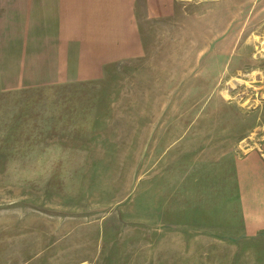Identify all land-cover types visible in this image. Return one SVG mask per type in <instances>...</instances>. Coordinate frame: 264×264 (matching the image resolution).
Here are the masks:
<instances>
[{"label": "rangeland", "instance_id": "1", "mask_svg": "<svg viewBox=\"0 0 264 264\" xmlns=\"http://www.w3.org/2000/svg\"><path fill=\"white\" fill-rule=\"evenodd\" d=\"M179 4L99 79L0 88V264H264V0Z\"/></svg>", "mask_w": 264, "mask_h": 264}, {"label": "crops", "instance_id": "2", "mask_svg": "<svg viewBox=\"0 0 264 264\" xmlns=\"http://www.w3.org/2000/svg\"><path fill=\"white\" fill-rule=\"evenodd\" d=\"M216 2V0H214ZM179 0H0V88L99 79L143 51L140 23L170 20ZM215 6V4H213ZM245 230H264V141L235 164ZM259 200V201H257ZM254 206L248 209V202Z\"/></svg>", "mask_w": 264, "mask_h": 264}]
</instances>
